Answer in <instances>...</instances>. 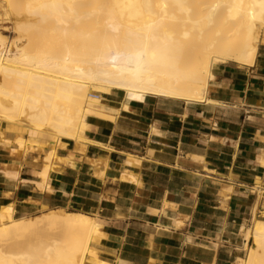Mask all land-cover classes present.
<instances>
[{
    "label": "bare ground",
    "instance_id": "bare-ground-1",
    "mask_svg": "<svg viewBox=\"0 0 264 264\" xmlns=\"http://www.w3.org/2000/svg\"><path fill=\"white\" fill-rule=\"evenodd\" d=\"M11 19L0 31V123L18 134L16 150H43V178L64 160L62 140L86 146L87 119L110 118L104 95L213 104V69L253 66L264 45V0H0V21ZM257 192L251 226L241 227L245 255L234 264H264ZM106 238L101 221L82 212L15 218L12 205L0 208V264H111L101 257Z\"/></svg>",
    "mask_w": 264,
    "mask_h": 264
},
{
    "label": "crops",
    "instance_id": "crops-1",
    "mask_svg": "<svg viewBox=\"0 0 264 264\" xmlns=\"http://www.w3.org/2000/svg\"><path fill=\"white\" fill-rule=\"evenodd\" d=\"M212 74L213 104L104 95L110 118L87 119L86 146L62 140L46 178L35 154L0 141V208L97 217L111 264H234L264 190V45L253 66Z\"/></svg>",
    "mask_w": 264,
    "mask_h": 264
},
{
    "label": "rangeland",
    "instance_id": "rangeland-1",
    "mask_svg": "<svg viewBox=\"0 0 264 264\" xmlns=\"http://www.w3.org/2000/svg\"><path fill=\"white\" fill-rule=\"evenodd\" d=\"M12 22H13V19H11L9 21H6V22H1L0 21V31H3L2 27H5V26L6 27H10V26H12ZM3 34L7 37L8 42L11 41V39H13L15 37V35L9 29L6 32H3ZM7 45L10 47V42ZM10 48H11V51H14V47L13 46L10 47ZM6 87H10V86L6 85ZM92 93H97V92L92 91L91 94ZM97 94H99V93H97ZM16 136H18V134L12 135L11 133L8 132V130L4 127V125L2 123H0V141H3V140L7 141L8 140L9 141L8 145L11 146V145H13V141L16 138ZM22 137L28 138V136L26 134L22 135ZM49 139H51V138H49ZM33 145H35V144H31V146H27L26 145L25 150L22 151V152H24L26 154H28V153L35 154L38 157L37 158V162L44 163L43 162V158L45 156V153L38 146H33ZM13 147H14V145H13ZM260 201H262V203L260 205L264 204V197L263 196H261ZM255 217L261 219V216H260L259 212L255 215ZM251 223L252 222H250L247 227H250ZM242 254L244 256L245 255V251H242Z\"/></svg>",
    "mask_w": 264,
    "mask_h": 264
},
{
    "label": "built area",
    "instance_id": "built-area-1",
    "mask_svg": "<svg viewBox=\"0 0 264 264\" xmlns=\"http://www.w3.org/2000/svg\"><path fill=\"white\" fill-rule=\"evenodd\" d=\"M100 94H97V93H92L91 96L94 97V98H98Z\"/></svg>",
    "mask_w": 264,
    "mask_h": 264
}]
</instances>
